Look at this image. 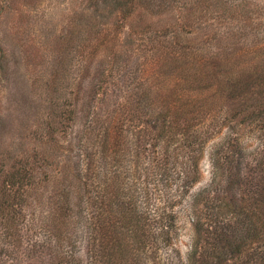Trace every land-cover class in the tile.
<instances>
[{
    "label": "rangeland",
    "instance_id": "374dc122",
    "mask_svg": "<svg viewBox=\"0 0 264 264\" xmlns=\"http://www.w3.org/2000/svg\"><path fill=\"white\" fill-rule=\"evenodd\" d=\"M132 9L125 18L114 0H0V203L7 201L0 208V249H13V240L23 236L18 254L1 256L0 264H59L61 240L55 247L43 226L52 227L60 216L54 205L61 186L74 203L85 196L93 202L119 197L117 205L131 198L138 235L146 211L151 218L174 213L171 245L147 264H181L197 215L209 221L217 201L241 196L252 206L264 187V98L261 107H234L217 85L220 79L229 90L250 74L264 80V0H135ZM200 56L207 57L210 74L206 101L181 108L188 92L199 96L198 89L177 85L189 63L183 59ZM158 61H168L170 69L160 70ZM151 111L166 113L174 126L169 151L180 167L199 158L197 179L183 195L178 182L166 189L155 174L146 179L153 152L142 153L137 134L146 130ZM229 143L239 183L229 174L214 175L212 153L219 146L226 152ZM25 168L39 170V185L24 186L20 198L11 175ZM99 215L108 222L117 217L110 210ZM220 215L228 219L231 212ZM63 232L66 240L67 234L77 237L74 250L81 255L82 224L65 225ZM5 239L12 242L1 244ZM136 245L138 257L142 240ZM261 249L256 243L250 251ZM253 263L264 264V258Z\"/></svg>",
    "mask_w": 264,
    "mask_h": 264
},
{
    "label": "trees",
    "instance_id": "16d2710c",
    "mask_svg": "<svg viewBox=\"0 0 264 264\" xmlns=\"http://www.w3.org/2000/svg\"><path fill=\"white\" fill-rule=\"evenodd\" d=\"M134 1L135 0H114V5L117 10L121 11L122 17L126 18L133 14L132 8ZM175 57L176 55L173 57L174 61ZM189 59L190 58L186 57L183 59L186 63L191 62V66L188 63L183 68L181 73L183 82H178L177 85L181 86L185 84L184 90L198 89L199 96L196 98V96L188 92L186 97L181 98L182 102L180 107L186 109L195 108L199 105H196L197 102L206 101L203 92L207 88L210 75L207 57L200 56L199 58L194 57L193 60ZM157 65L159 69L162 66L165 68L166 65H168L169 68L168 61H162V63L158 61ZM262 77H264V72ZM217 85L219 89L232 97V105L234 107H245V105H250V107L257 108L261 107L263 104L264 80L260 77L253 76V74L243 75V77L240 76L238 79H235L230 84L231 87H229V90L220 79ZM166 95L165 97L171 96L170 93ZM95 113L97 115V112ZM255 114L256 112H252L249 116H254ZM167 118L166 113L161 112L159 115H154L153 111H151L147 122L148 126L146 130L137 134V140L139 142L140 140L142 141L141 147L143 154L148 151L153 152L152 161L148 163L150 165L144 167L147 181L155 174L156 180L158 183H161L160 186H164L166 189H171L170 186L178 182V191L183 195V193L186 192L185 190L189 188V184L193 181L195 182L197 179L199 158L198 162L196 161L191 164L186 163V165L184 163L181 167L179 166V158L177 159V156L171 154L169 151V146L173 143L176 132L174 126L166 122ZM185 130V132H189V129ZM161 142H163V145H161ZM151 145H154V149H146V146ZM159 145H161L162 149L157 152L156 150ZM229 146L230 143L228 148L226 147V152H224V146H219L212 153L214 175L217 177L218 175L226 176L229 174L232 182L239 183L241 177L238 174L232 173L233 167L231 163H233L234 159H231L230 154L234 152V148ZM106 148L105 146L103 154ZM192 150L193 153L198 152V148L194 147ZM179 167L180 169H178ZM171 171H176L175 175L177 178H170ZM36 174H39V170L35 168L32 170L25 168L12 173L10 186L17 184L18 188L16 191L17 193L19 192L20 198L24 194V186L31 185V188L36 190V187L39 185L38 179L34 178ZM235 175L236 180H234ZM78 177L83 180V173L80 172ZM63 187L64 186H61L59 191L55 194L56 201L54 207L57 208L51 209L60 212L58 220L55 221L52 227L43 226V232L47 233L48 241L53 239L55 247H57L58 242L61 240V246H59L58 249L55 248V254L59 258V264H82L83 259H85L86 264H101V262L102 264H147L146 259H148V261L151 259L154 261V258H158L157 255L162 246L169 248L168 246L171 245L173 237L172 226L174 227V225L170 217H174V213L170 214V210V212L160 211V217L158 218H151L150 211H146L148 217L146 221L144 220V222H142L143 230L141 231V235H138L137 230L140 220L137 219L136 221L134 217L129 214L133 201L131 198H128L127 201L122 200L123 202L119 205L114 204L115 201H121L119 197H116V199L112 198L110 201L93 202L86 201L87 197L85 194L87 192H85L84 196L86 198L80 197V201L74 203L72 198H69V190L67 191L63 189ZM259 187L261 188V192L257 195L256 201H254L252 206L245 204V200L241 196L239 201H217L216 208H218V212L215 216H212L209 221L201 215H197L194 221L195 237L193 244L187 257L182 260L181 264H254L253 262H256L257 257L262 260L264 258V251H262L264 248V187L261 185H259ZM257 188L258 186L253 190V194L258 192ZM5 194L10 195L7 192H5ZM89 197L90 196H88V198ZM146 197L149 199V190H147ZM148 202L150 204L149 200L147 203ZM6 203L7 201L0 203V208L4 207V205L6 206ZM116 205L119 208L118 211L114 209ZM90 207H92V209ZM171 207H173V205H171ZM109 210L111 213H117V217L114 220L109 219L108 222L99 214L109 212ZM224 210L231 212L230 218L227 219L225 216L221 217L220 212ZM73 213H75V215L78 213L79 218L77 217V219H75ZM64 216H66V218H64ZM136 217L137 215L135 218ZM102 220H104L103 223ZM74 223L82 224V237L85 249L81 255L74 250L77 237L75 239L67 234L66 240L63 235L64 226H71L74 225ZM135 224L137 228L134 227ZM21 239H23V236L20 234L19 237L13 240L15 241L14 245L17 247V250H15V246L9 251H5L3 248L0 249V257L15 255L22 244L23 240ZM138 239L142 240L143 251H141L137 257L132 249L139 248L136 245ZM10 242L5 239L1 244L8 245ZM256 243L257 247L262 249L261 251L251 253L250 250ZM37 245V241L34 245H31L34 252L36 251ZM38 251H41V249ZM128 254L130 257H128ZM23 256L24 253L21 252L20 258Z\"/></svg>",
    "mask_w": 264,
    "mask_h": 264
}]
</instances>
